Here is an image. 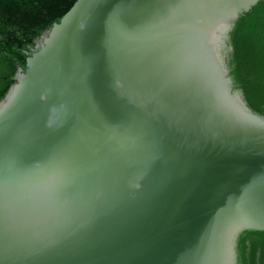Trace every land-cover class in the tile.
<instances>
[{"label":"water","instance_id":"obj_1","mask_svg":"<svg viewBox=\"0 0 264 264\" xmlns=\"http://www.w3.org/2000/svg\"><path fill=\"white\" fill-rule=\"evenodd\" d=\"M259 1L76 0L0 100V264H237L264 117L223 51Z\"/></svg>","mask_w":264,"mask_h":264},{"label":"trees","instance_id":"obj_2","mask_svg":"<svg viewBox=\"0 0 264 264\" xmlns=\"http://www.w3.org/2000/svg\"><path fill=\"white\" fill-rule=\"evenodd\" d=\"M76 0H0V100L16 82L19 69L51 27ZM223 59L232 83L247 107L264 117V0L238 18L228 34ZM237 264H264V231L241 232Z\"/></svg>","mask_w":264,"mask_h":264}]
</instances>
